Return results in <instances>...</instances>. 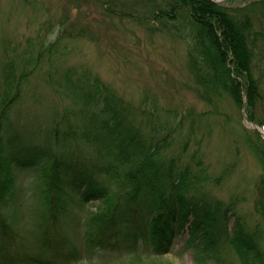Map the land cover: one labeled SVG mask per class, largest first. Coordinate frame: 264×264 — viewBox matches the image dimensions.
I'll use <instances>...</instances> for the list:
<instances>
[{"label":"trees","instance_id":"obj_1","mask_svg":"<svg viewBox=\"0 0 264 264\" xmlns=\"http://www.w3.org/2000/svg\"><path fill=\"white\" fill-rule=\"evenodd\" d=\"M167 5L166 16L167 12L187 10L195 25L196 45L190 67L204 87L203 99L214 103V99L226 94L238 107L246 105L251 122L264 126L256 116L257 107L264 101V30L255 28L254 15L260 10L264 18V0L232 8L212 0H172ZM62 41L44 45V49L34 47L35 52L28 57L9 56L3 65L0 264H62L77 260L79 249L73 245L69 251L64 250L66 235L58 227L64 217L88 202L100 203L98 212H92L87 223L91 226L83 234L85 244L91 248L123 247L134 253L139 249L142 231H146L155 254L149 264H175L164 255L189 225V243L212 260L216 258L217 263L220 252L229 245L240 264H264V186L255 200L260 219L252 228L240 214V197L228 202L206 197L209 184L226 181L225 172L217 179L211 178L199 150L192 161H184L179 154L168 156L175 128L158 132L160 129L152 125L161 120L159 114L136 108L91 73L84 77L67 72L56 82L76 107L56 119L45 143L27 144L28 137L15 122L16 109L44 55L51 57L61 52ZM163 112L167 119L176 120L177 130L185 127L191 135L200 130V115ZM139 116L146 121L145 128L138 123ZM262 141L259 147L247 135V143L264 163V138ZM76 146L94 147L99 160L91 162L67 151ZM15 168H32L38 173L36 183L41 191L37 198L38 227L32 233L34 251L54 252L52 259L43 260L25 252L20 256L18 252L20 234L5 211L17 193ZM142 212L146 215L144 225L137 230L127 229L132 217ZM232 218L235 224L230 230ZM15 258H20V263Z\"/></svg>","mask_w":264,"mask_h":264},{"label":"rangeland","instance_id":"obj_2","mask_svg":"<svg viewBox=\"0 0 264 264\" xmlns=\"http://www.w3.org/2000/svg\"><path fill=\"white\" fill-rule=\"evenodd\" d=\"M212 1L232 8L260 0ZM170 2L172 0H0V91L3 65L9 56L28 57L35 52L34 47L44 49V45L49 47L63 40L61 52L51 57L44 55L42 64L25 85L23 99L16 109L15 122L28 137L25 138L27 144L45 143L56 119L76 107L65 95L67 91L56 82L67 72L84 77L91 73L111 85L136 108L152 109L159 114L161 120H155L152 125L160 129L158 132L175 128V141L167 151L168 156L179 154L184 161H192L199 150L211 178L217 179L225 172L226 181L209 184L205 189L206 197L226 202L240 197V214L253 228L260 219L255 211V200L264 186V163L247 143V135L262 146L264 126L248 122L243 106L238 107L226 94L214 99V103L203 99L204 87L190 67L191 52L196 45L195 25L187 10L167 12L166 16ZM255 13V28L263 31L264 18L260 10ZM262 80L264 90V77ZM163 111L200 115V130L193 135L188 129L184 130L185 127L177 130L176 120L167 119ZM256 116L264 123V101L257 107ZM138 123L145 128L142 116ZM67 151L91 162L99 160L94 147L76 146ZM15 173L17 193L5 211L20 234L18 252L20 256L25 252L43 260L52 259L54 252L34 251L32 233L38 227L37 198L41 191L36 183L38 173L32 168H15ZM99 206V202L79 205L60 222L58 229L66 235L64 250L69 251L73 245L79 249L77 260L62 264H149L155 254L146 231H142L139 249L134 253L123 247L101 250L85 244L84 231L91 226L87 223ZM145 216L144 212L134 215L126 228L139 229L144 225ZM234 224L235 218H232L230 230ZM188 226L177 235L164 255L166 259L175 264H240L229 245L220 252L217 263L216 258L212 260L195 244H190ZM15 259L20 263V258Z\"/></svg>","mask_w":264,"mask_h":264},{"label":"water","instance_id":"obj_3","mask_svg":"<svg viewBox=\"0 0 264 264\" xmlns=\"http://www.w3.org/2000/svg\"><path fill=\"white\" fill-rule=\"evenodd\" d=\"M244 108H245V105L243 106V109H244ZM244 116H245V118L249 121L248 116L246 115L245 111H244Z\"/></svg>","mask_w":264,"mask_h":264},{"label":"bare ground","instance_id":"obj_4","mask_svg":"<svg viewBox=\"0 0 264 264\" xmlns=\"http://www.w3.org/2000/svg\"><path fill=\"white\" fill-rule=\"evenodd\" d=\"M218 1H223V0H218Z\"/></svg>","mask_w":264,"mask_h":264}]
</instances>
